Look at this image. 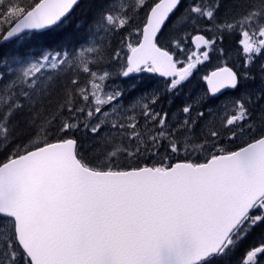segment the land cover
I'll list each match as a JSON object with an SVG mask.
<instances>
[{"label": "snow or ice", "instance_id": "1", "mask_svg": "<svg viewBox=\"0 0 264 264\" xmlns=\"http://www.w3.org/2000/svg\"><path fill=\"white\" fill-rule=\"evenodd\" d=\"M78 3L0 0V48L58 28ZM182 6L104 0L78 48L0 53V264H230L264 228V63L259 88L211 104L257 79L264 0H238L225 19L221 0ZM100 32L126 33L117 75L159 74L163 90L128 104L105 91L113 73L99 68ZM233 34L239 67L218 46ZM213 53L221 63L182 118L157 111ZM238 264H264V239Z\"/></svg>", "mask_w": 264, "mask_h": 264}, {"label": "trees", "instance_id": "2", "mask_svg": "<svg viewBox=\"0 0 264 264\" xmlns=\"http://www.w3.org/2000/svg\"><path fill=\"white\" fill-rule=\"evenodd\" d=\"M104 0H79V3L73 11L70 13V15L67 17V19L64 21L62 25H60L58 28L51 30V31H44V32H36L32 34L24 35L20 40L13 42H9L8 44H5L2 48H0V53H9L13 51L15 48H19L21 51H32L39 53L44 49H52V50H59L61 48H73L80 44L83 39L88 36L90 33L93 32V20L95 18V15L98 11V8L101 3H103ZM189 0H184V6L181 7L180 11L184 10V7L187 6V3ZM238 0H221L222 7L219 12V18L225 19L230 11L233 10V5L237 3ZM142 18V14L137 17L136 23L139 24L140 20ZM135 27V25H133ZM169 29H165V35H167ZM101 33V38H103L105 41H107V47L101 46L100 51L103 57V63L99 66L100 69L104 68V66H108V70L113 69L115 67L116 60L112 59L109 53L113 49H120V60L124 63L125 60V54H126V48L121 43V41L124 39L126 33H115L110 34L108 36H105L103 32ZM236 40L237 36L235 34L226 36L224 39V42L222 45H218L219 47H223L225 50L228 51L229 56L232 58L231 63H234L237 67L240 65V60L237 59V46H236ZM189 47L191 45L189 44ZM214 60H211L210 62L206 63L204 66V69H202L200 72H196L195 75L191 78V80L184 86L183 92H184V99L189 100V97H196L198 93V84L201 83L203 90H205V84L200 79L203 75L207 74L210 70L213 68L219 66L214 65L211 66V63ZM261 63H264V56L259 57L256 59V63L252 66L251 71L253 74L257 76V79L255 81H247L243 82V86L238 90H232V91H226L224 92L219 98L213 99L211 101L212 106H219L223 100H225L228 97H239L242 92L245 91V89L250 90V86H254L255 89L259 88L260 86V79H259V72L258 68ZM201 69V68H199ZM97 70V69H94ZM99 71V70H98ZM154 78H160L157 75H153ZM141 79H145L142 84H138L137 87L133 90V92H136L137 90L141 91L142 94L150 93L149 89L151 91L155 89L163 90V87L160 85L155 86H148V82L150 77L148 75L140 76ZM80 79L82 81H86L88 77L84 75H80ZM163 80V79H162ZM164 81V80H163ZM143 83H146V85L142 86ZM141 89V90H140ZM146 89V90H145ZM132 94V92L127 93ZM56 97H53V105H55ZM178 96H172L169 97L165 96L161 99V101L156 104L157 108L161 111H168L171 114L175 113L178 117L181 115L178 114V109H180L184 104H186L184 101L178 102L177 101ZM177 101V102H175ZM189 102V101H188ZM78 136H84L81 132L77 134ZM3 158V154H0V159ZM264 239V228H257L253 230L240 244L239 250L235 252V254L231 257L230 264H238L240 256L243 254V252L248 249L251 246L257 245L261 240ZM226 264H229V262L226 260Z\"/></svg>", "mask_w": 264, "mask_h": 264}, {"label": "rangeland", "instance_id": "3", "mask_svg": "<svg viewBox=\"0 0 264 264\" xmlns=\"http://www.w3.org/2000/svg\"><path fill=\"white\" fill-rule=\"evenodd\" d=\"M93 34H94V30H93L92 33H90L88 36H86V37L83 39L82 42L88 40L90 37L93 36ZM101 37H102V36H101V33H96V34H95V39L100 40ZM82 42H81V43H82ZM81 43H80V44H81ZM80 44H78L77 46H75V47H73V48H78V47L80 46ZM73 48H70V50L73 49ZM125 48H126V47H125ZM42 51H43V50H42ZM126 54H127V49H126ZM126 54H125V56H126ZM211 60H214V61L211 63L210 67H211V66H214V65H219V64L221 63V59L218 57V55H217L216 53H213V54H212L210 61H211ZM210 61H209V62H210ZM121 64H123V62H122L121 60H119V61H117V62L115 63V67H113V69L109 70V71H112L113 75H112V77H111L108 81L105 82V83H106L105 91H111V90H113V89H118V90L123 91V93H124L123 100H122L123 103L128 104V103H129L130 101H132L134 98L140 97V96L142 95L141 91H139V90H137L136 92H133V90L137 87L138 84L141 85L142 82L145 81V79H141L140 76L148 75V76L150 77L149 82H148V86L150 85V86H155V87H157V86L160 85L161 87L164 88V84H165V81H163L164 79L162 80V78H157V77L154 78V77H152V76L155 75V74H148V73H135V74H131V75H130L129 77H127V78H124V77H122V76L117 75L116 73L119 71V68H120V65H121ZM205 64H206V63H205ZM205 64L200 66L201 69H199V70L197 71V73L200 72L202 69H204ZM98 74H102V71H98ZM149 83H150V84H149ZM143 85H146V83H143ZM253 89H255V87H254V86H250V90H253ZM203 91H204V90H203V88H202V85H201V83H199V84H198V93H197V95L201 94ZM130 92H132V94H129V95L127 96L126 94H127V93H130ZM150 92H151V90H150ZM144 94H147V93L145 92ZM184 95H185V94H184L183 90L177 95V96H178L177 101H178V102H181V104H182V101H184L185 103H188V101H189V100H187V99H184ZM197 95H196V96H197ZM236 98H237V97H236ZM230 99H235V97H234V96H233V97H228L227 99L223 100V101H222L221 103H219V104H222L223 102H227V101H229ZM177 101H175V102H177ZM145 102H147V100H146ZM155 109H156L157 111H160V110L157 108L156 105H155ZM137 112H139V109H137ZM178 114L181 115L180 117L182 118V114H180L179 112H178ZM81 133L84 134V135H86L85 133H83V129H81Z\"/></svg>", "mask_w": 264, "mask_h": 264}, {"label": "bare ground", "instance_id": "4", "mask_svg": "<svg viewBox=\"0 0 264 264\" xmlns=\"http://www.w3.org/2000/svg\"><path fill=\"white\" fill-rule=\"evenodd\" d=\"M210 71H211V70H210ZM210 71H209V72H210ZM155 75H157L158 77H160L159 74H155ZM160 78H162V77H160ZM162 79H163V78H162ZM149 84H150V83H149ZM142 86H144V85H142ZM149 86H150V85H149ZM150 87H151V86H150ZM205 87H206V85H205ZM140 90H141V89H140ZM145 90H146V89H145ZM150 90H151V89H149V91H150ZM168 98H169V97H168ZM226 99H227V98H226ZM158 109H159V108H158Z\"/></svg>", "mask_w": 264, "mask_h": 264}, {"label": "water", "instance_id": "5", "mask_svg": "<svg viewBox=\"0 0 264 264\" xmlns=\"http://www.w3.org/2000/svg\"><path fill=\"white\" fill-rule=\"evenodd\" d=\"M213 69H214V68H213ZM213 69H212V70H213ZM226 91H232V90H231V89H228V90H226ZM226 91H225V92H226Z\"/></svg>", "mask_w": 264, "mask_h": 264}]
</instances>
